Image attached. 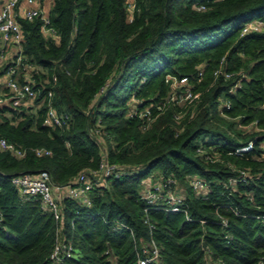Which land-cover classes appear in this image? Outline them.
I'll return each instance as SVG.
<instances>
[{"label":"trees","instance_id":"16d2710c","mask_svg":"<svg viewBox=\"0 0 264 264\" xmlns=\"http://www.w3.org/2000/svg\"><path fill=\"white\" fill-rule=\"evenodd\" d=\"M252 16H264V0H134L132 8L127 0H52L57 37L42 32L39 16L21 18L35 80L41 92L53 89V104L69 117L51 125L42 122L43 104L0 107V135L28 148L19 156L0 147V264H50L57 224L73 244L62 264H138L151 238L160 255L148 264H264V158L256 156L264 136V28L241 32ZM221 58L230 76L214 72ZM168 72L187 76L198 98L158 109L154 103L172 89ZM133 94L137 108L152 104L147 127L144 116L130 114ZM254 119L259 130L240 125ZM257 132L253 148L230 151ZM103 143L120 172L94 185L88 203L63 196L58 217L10 179L45 168L54 182H67L98 166ZM199 144L215 146L218 158L205 157ZM34 145L51 151L36 154ZM155 167L182 182L185 209L141 196ZM239 167H248L247 178L229 184ZM190 173L208 180L207 196L193 191Z\"/></svg>","mask_w":264,"mask_h":264},{"label":"built area","instance_id":"2783aa9c","mask_svg":"<svg viewBox=\"0 0 264 264\" xmlns=\"http://www.w3.org/2000/svg\"><path fill=\"white\" fill-rule=\"evenodd\" d=\"M51 3L52 0H0V107L4 105L17 107L21 104H32L34 109H36L37 106L43 104L42 122L51 125H61L67 122L69 114L56 109L53 104V89L51 87L48 86L41 92V87L36 82L33 74L34 70L37 69V64L27 59L23 52L24 32L20 21L21 18L31 19L39 16L42 21V32L45 35L57 37L59 34L55 27L49 23V8ZM194 5L197 8L206 7L204 1H196ZM133 6L134 0L132 1L131 8ZM261 28H264V16H252L242 23L241 32ZM7 48L10 50L9 55L1 58ZM221 61L222 58L220 59L219 65L215 67L214 72H223L226 77L230 76L233 71L228 69L224 70ZM201 73L202 69H199L197 79H200ZM56 76V73L52 72L51 78L53 80L56 79ZM169 78H171L170 83L172 89L163 100L154 103L158 109H163L167 101L176 100L179 102V100H182L188 105L198 98L199 91L194 89L192 82L187 76L177 77L168 72L166 79ZM235 84H239V80ZM104 87V84L101 85L99 91L104 90ZM131 100L134 103L132 104L130 114L144 116L142 126L147 127L154 117L151 111L152 104L137 108L134 104L138 99L134 94L131 95ZM226 105H229L228 101H226ZM182 112L181 110L177 111L174 114L175 117L180 119ZM240 125L252 131L261 128L257 125L255 119L240 123ZM93 131L99 133L100 127L96 125ZM257 134L258 132L253 137L239 142L230 151L241 154L253 148L256 145L255 137ZM257 145L261 150L256 156L264 158V136L259 139ZM0 147L8 149L19 156L25 155L28 150L26 146L18 145L3 135H0ZM103 148L102 146V156L98 166L80 169L67 182H54L48 170L45 168L35 171H18L11 174L10 179L18 186L22 195H38L41 207L51 209L54 215L58 217L63 196H74L80 201L88 203L90 201V190L94 185L101 183L106 175L112 173L118 174L120 172L121 166L109 162L106 157V149ZM212 148L207 149L201 144L197 146V149L203 152L205 157L214 160L218 156L216 147L212 146ZM30 149L36 154H45L51 151L49 147L44 145L30 146ZM238 170V174L228 177L229 184L236 183L239 179L247 178L249 174L248 167H239ZM148 175L142 179V187L140 190L142 197L148 202H160V204L157 203V206L174 210L185 209V189L182 182L176 176L170 173L167 175H159V177L152 179ZM188 182L195 193L203 197L207 196L210 185L208 180L201 174L190 173L188 175ZM249 196L250 198L252 197L251 195ZM187 217L190 218V215L187 214ZM222 221L226 222V217L222 216ZM55 233L54 244L50 252V264H62L65 256L72 253L73 244L70 239L63 237L59 224H57ZM141 247L144 253H138V264H148L152 261L158 262L160 255L159 247L153 238L150 239L149 244L143 242Z\"/></svg>","mask_w":264,"mask_h":264},{"label":"rangeland","instance_id":"374dc122","mask_svg":"<svg viewBox=\"0 0 264 264\" xmlns=\"http://www.w3.org/2000/svg\"><path fill=\"white\" fill-rule=\"evenodd\" d=\"M131 1H132V0H127V2H129V3H128V6H129V7H131ZM129 10H131V9H129ZM34 101H35V100H34ZM179 102H180V104L183 105V106L186 105L182 100H179ZM102 146L104 147L103 149H105V143H103ZM159 170H160L159 167H155V168H153V170H151V172L149 173L148 176L152 177V179H153V178H157V177H159V175H160V171H159Z\"/></svg>","mask_w":264,"mask_h":264},{"label":"crops","instance_id":"0c3cea01","mask_svg":"<svg viewBox=\"0 0 264 264\" xmlns=\"http://www.w3.org/2000/svg\"><path fill=\"white\" fill-rule=\"evenodd\" d=\"M133 1V0H132ZM132 1H131V4H132ZM129 3V2H128ZM10 53V50L7 48L6 49V52L4 53V55L1 56V58H5L7 55H9Z\"/></svg>","mask_w":264,"mask_h":264}]
</instances>
